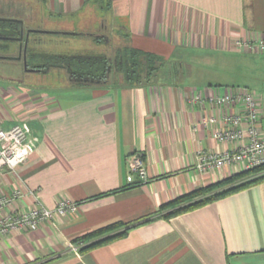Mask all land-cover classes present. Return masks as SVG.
<instances>
[{"label": "crops", "instance_id": "1", "mask_svg": "<svg viewBox=\"0 0 264 264\" xmlns=\"http://www.w3.org/2000/svg\"><path fill=\"white\" fill-rule=\"evenodd\" d=\"M10 1L28 6V0ZM44 1L50 17L82 26L94 9L90 0ZM103 19L121 40L127 33L131 46L170 63L190 57L187 68L177 62V76L136 85H121L115 75L107 83L73 84L63 69L25 83L3 76L13 84L0 85L2 125L25 128L29 154L14 172L0 175V195L20 191L0 215L36 203L51 208L61 199L78 207L35 229L0 235V264H264V180L140 223L176 196L240 171L236 165L195 168L197 150L222 151L235 143L217 141L210 127L196 124L221 111L193 96L234 86L198 83L192 64L198 63L193 57H219L227 65L264 55L234 46L236 39L264 38V0H110ZM257 95L264 126V94ZM135 153L144 159L146 181L130 168ZM115 222L139 223L122 236L73 250L76 238Z\"/></svg>", "mask_w": 264, "mask_h": 264}, {"label": "trees", "instance_id": "2", "mask_svg": "<svg viewBox=\"0 0 264 264\" xmlns=\"http://www.w3.org/2000/svg\"><path fill=\"white\" fill-rule=\"evenodd\" d=\"M44 6V0H37ZM94 9H98L99 17L104 20V9L110 6V0H90ZM21 31V23L17 21L0 20V36L18 37ZM39 34H44V37ZM53 34H74L84 35L80 32L62 31H33L27 36L25 57L28 68H34L32 73H49L52 69H63L69 80L73 84H87L92 82L107 83L111 75L117 76L121 85H136L138 83H150L163 79L166 75H178V63H170L162 56L145 51L126 43L128 34H122L125 43L117 45L113 52L110 50H98L92 52H71L60 49V44L64 43L51 37ZM23 40L25 33H23ZM50 37H49V36ZM96 44L109 43L106 35L91 34ZM15 40L0 39V55L16 56L18 47ZM0 61H13L20 65L19 73L12 70L1 71L19 81H30L32 77L26 74L23 68V59L9 57L0 58ZM172 71V74L167 72ZM109 70V71H108ZM25 72V73H24ZM171 73V72H170ZM21 75V76H20ZM15 76V77H14ZM20 76L22 79H17ZM25 76H28L27 79ZM264 180V164L257 165L247 170L233 173L219 181L205 186H199L194 190L181 194L162 204L146 220L149 222L155 218H169L175 214L193 209L207 202L224 197L240 189L256 184ZM139 223V222H138ZM136 222H115L97 228L74 240L78 251H84L90 247L102 244L111 239L124 235L129 229L136 226ZM81 243V244H80Z\"/></svg>", "mask_w": 264, "mask_h": 264}, {"label": "built area", "instance_id": "3", "mask_svg": "<svg viewBox=\"0 0 264 264\" xmlns=\"http://www.w3.org/2000/svg\"><path fill=\"white\" fill-rule=\"evenodd\" d=\"M234 46L242 51L264 53V38L236 39ZM193 99L199 104L221 111L218 117L205 115L196 124L210 127L211 136L217 141L235 143L234 148L222 151L197 150V170L205 172L236 165L242 171L264 164V126L261 123L263 110L259 96L254 91L229 87L221 94L203 96L196 93ZM2 121L0 116V175L5 170L14 172L29 154L25 128L18 122L4 127ZM130 168L140 180H147V170L141 154L132 155ZM19 196L18 189H13L9 195H0V211ZM77 207L78 202L61 199L51 208L36 203L27 210L6 212L0 215V235L14 229H35L40 222L73 213ZM78 247L74 245L73 250L79 252Z\"/></svg>", "mask_w": 264, "mask_h": 264}, {"label": "rangeland", "instance_id": "4", "mask_svg": "<svg viewBox=\"0 0 264 264\" xmlns=\"http://www.w3.org/2000/svg\"><path fill=\"white\" fill-rule=\"evenodd\" d=\"M27 4L32 8L33 18L25 20L26 26L44 31H62L70 33L82 31L85 33L84 35L53 34L51 37L54 39L60 38L63 40L62 42H64L60 44V49L78 53L110 50L112 53L117 45L125 43V40H121L120 36L112 30L111 25L108 24L106 20H101L99 17V13L101 12L98 9L92 10L85 16L84 19H86L88 23L82 26V24L77 23L78 21L75 22L73 18L61 20L50 17L49 12H47L37 0H28ZM91 34L106 35L109 38V43L96 44ZM39 35L44 37V34ZM193 58L198 62L192 64L198 67V77H200L198 83L203 81H222L234 87L247 88L254 91L256 94H264V55H247L246 58H243V61L239 58L240 60L236 59L233 63L227 65L220 63L221 61H218L219 57L215 60L213 58L208 60L203 58L200 59L201 57ZM189 59L190 57L184 58L177 56V58L175 57L171 60V63L175 64L180 62L183 64V67L185 66L184 68H187L186 63ZM19 69L20 65L17 62L0 61V72L12 70L17 73ZM54 70L58 69H52L50 72L52 73ZM183 70L180 72L181 77L185 75ZM63 76L65 77V74H63ZM30 77L39 78V75L32 73ZM7 84H13V82L3 78L0 74V85L3 87Z\"/></svg>", "mask_w": 264, "mask_h": 264}, {"label": "flooded vegetation", "instance_id": "5", "mask_svg": "<svg viewBox=\"0 0 264 264\" xmlns=\"http://www.w3.org/2000/svg\"><path fill=\"white\" fill-rule=\"evenodd\" d=\"M0 15L1 16H16V17L22 18L23 19V23H22L23 33H25L27 29H36V28L28 27V26L25 25V20L26 19L30 20V19L33 18L32 8L30 6H24V5L20 4V3L14 4L10 0L9 1L0 0ZM23 68H24V66H23ZM30 73L32 74V72H28V71L26 72V74H30ZM1 75L5 76V77H10V75H8L6 73H1ZM20 76H16V78L17 79H22V78H20ZM25 77L27 79H29L28 76H25Z\"/></svg>", "mask_w": 264, "mask_h": 264}, {"label": "water", "instance_id": "6", "mask_svg": "<svg viewBox=\"0 0 264 264\" xmlns=\"http://www.w3.org/2000/svg\"><path fill=\"white\" fill-rule=\"evenodd\" d=\"M0 20L17 21V22L21 23V31H20V35L18 37L0 36V39H9V40L18 41V54L16 56L0 55V58L7 59L9 57H13V58H15L17 60L22 58L23 59V66H24V69L26 71H34V70H36L34 68H28L27 67L26 57H25V49H26V45H27V36H28L29 32L44 31V30L27 29L26 32H25V38L23 40V27H22L23 19L22 18L16 17V16H1L0 15Z\"/></svg>", "mask_w": 264, "mask_h": 264}]
</instances>
